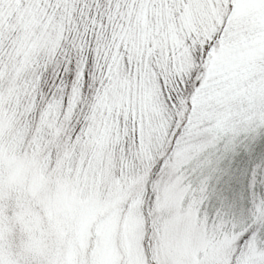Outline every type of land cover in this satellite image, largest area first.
<instances>
[{
	"label": "snow or ice",
	"instance_id": "6c2138e0",
	"mask_svg": "<svg viewBox=\"0 0 264 264\" xmlns=\"http://www.w3.org/2000/svg\"><path fill=\"white\" fill-rule=\"evenodd\" d=\"M0 264H264V0H0Z\"/></svg>",
	"mask_w": 264,
	"mask_h": 264
}]
</instances>
